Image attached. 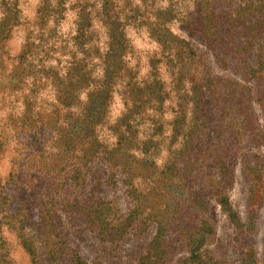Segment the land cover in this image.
<instances>
[{
  "label": "rangeland",
  "instance_id": "rangeland-1",
  "mask_svg": "<svg viewBox=\"0 0 264 264\" xmlns=\"http://www.w3.org/2000/svg\"><path fill=\"white\" fill-rule=\"evenodd\" d=\"M0 264H264V0H0Z\"/></svg>",
  "mask_w": 264,
  "mask_h": 264
}]
</instances>
